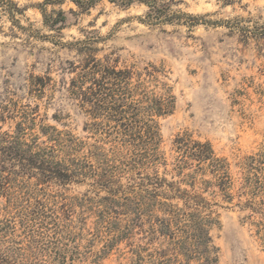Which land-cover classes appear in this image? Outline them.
I'll use <instances>...</instances> for the list:
<instances>
[{"label": "rangeland", "instance_id": "1", "mask_svg": "<svg viewBox=\"0 0 264 264\" xmlns=\"http://www.w3.org/2000/svg\"><path fill=\"white\" fill-rule=\"evenodd\" d=\"M12 1L21 27L0 16V132L94 174L9 180L0 221L17 231L0 232V249L31 248L36 264H264V0H159L175 17L158 21L139 0ZM94 65L133 72L128 103L170 98L142 111L158 131L147 155L92 129ZM183 139L225 162L227 195L209 169L181 165Z\"/></svg>", "mask_w": 264, "mask_h": 264}, {"label": "trees", "instance_id": "2", "mask_svg": "<svg viewBox=\"0 0 264 264\" xmlns=\"http://www.w3.org/2000/svg\"><path fill=\"white\" fill-rule=\"evenodd\" d=\"M72 1L83 10L89 9L95 4V0ZM139 1L146 4L149 8L147 17L150 21L170 20L175 17L172 15L167 16V6L162 5L160 7L158 5L159 0ZM128 2H131V0H128ZM19 14H22V10L12 0H0V16H7L14 26L21 27L16 19V15ZM44 17L46 21L49 19L46 14H44ZM93 67L95 70L99 69L97 70L101 75L99 80L93 76L97 72H88L82 76V78L93 76L91 81L94 88L90 89V93L94 101L92 100V107L88 110L94 120L91 124L92 129L96 133L104 132L106 135L108 134V136L114 138V142L113 140L112 142L118 145L122 152L124 149H127L126 152H130V148H137L140 142H142L141 145L144 146L143 153L147 155L149 151H153L152 147L156 144V140H158V131L155 125L150 124L154 123L152 120L149 123L143 122L142 118H140L142 111L152 113V116L156 113H164L170 107V98L155 100L154 104L147 108L139 106L140 102L128 103L127 96H130L133 92L130 83L133 72L129 70L116 71L115 69H108L104 66L99 67L98 65H94ZM140 87H143L142 84H140ZM116 88L123 92L120 96L117 94L118 90H115ZM135 90H138V88H135ZM117 114L120 118H118ZM110 117H115L114 121ZM178 143L180 145L179 149L184 153V160L181 162V165L189 167L195 164L197 170L200 171L205 170V168L209 169L216 175L219 189L227 195L229 178L226 174V164L216 157L211 146L209 144L192 142L189 139H183L178 141ZM74 147L77 146L74 145ZM64 148L62 147V149ZM71 149L73 148L71 147ZM55 151L53 147L43 149L31 147L26 141L23 130L12 134L0 132V191H3L2 194L0 192V195L11 196L9 194L10 189L7 188L6 184L9 180L21 177L20 174H24L27 177L38 175L39 182L43 184L56 183L58 185H67L81 176L91 177L94 174L93 165L87 164H85V167L76 168L73 172L70 168L71 160L69 164V161L59 159L55 155ZM16 163L18 164L17 166H15ZM72 163H75V161ZM18 167L19 171L16 169ZM86 167L90 168V174L86 171ZM36 171L37 173H35ZM263 188L260 186L259 191ZM13 203L15 201H9L10 205H15ZM4 212L6 211L4 210ZM205 219L207 218L200 220V232H206L205 222L207 220ZM29 225L30 223L26 222V230L31 227ZM37 228L44 229V226L39 223L37 224ZM9 230L11 232L17 231L15 227H11V222H8V220L0 221V232H9ZM31 230L32 232L36 231L35 229ZM2 241L4 244L9 242L5 237ZM18 245L19 247L16 248L6 246L4 251L0 249V264H36L34 262L35 256H37L35 251L30 250L31 248H23L21 244ZM56 255H60V258H62L59 252H56Z\"/></svg>", "mask_w": 264, "mask_h": 264}]
</instances>
